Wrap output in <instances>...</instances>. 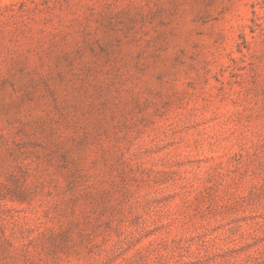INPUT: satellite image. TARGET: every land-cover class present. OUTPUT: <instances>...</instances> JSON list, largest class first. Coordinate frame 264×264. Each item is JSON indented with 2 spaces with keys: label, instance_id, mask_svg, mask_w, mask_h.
Here are the masks:
<instances>
[{
  "label": "rangeland",
  "instance_id": "obj_1",
  "mask_svg": "<svg viewBox=\"0 0 264 264\" xmlns=\"http://www.w3.org/2000/svg\"><path fill=\"white\" fill-rule=\"evenodd\" d=\"M0 264H264V0H0Z\"/></svg>",
  "mask_w": 264,
  "mask_h": 264
}]
</instances>
